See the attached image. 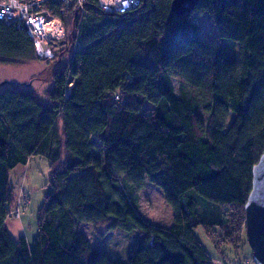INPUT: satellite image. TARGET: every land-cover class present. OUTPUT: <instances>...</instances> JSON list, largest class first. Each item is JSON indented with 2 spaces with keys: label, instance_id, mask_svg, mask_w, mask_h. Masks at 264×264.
I'll use <instances>...</instances> for the list:
<instances>
[{
  "label": "trees",
  "instance_id": "obj_1",
  "mask_svg": "<svg viewBox=\"0 0 264 264\" xmlns=\"http://www.w3.org/2000/svg\"><path fill=\"white\" fill-rule=\"evenodd\" d=\"M170 3L108 13L88 0L78 26L71 6L65 45L51 58L0 20V64H56L42 92L0 90V264H124L91 245L84 223L136 230L126 264H213L200 226L216 252L248 244L244 204L264 152V0H199L184 15ZM194 11L209 15L215 39L199 35ZM34 155L49 160L50 181L30 243L5 222L16 201L11 172ZM146 180L162 190L170 226L138 212Z\"/></svg>",
  "mask_w": 264,
  "mask_h": 264
},
{
  "label": "rangeland",
  "instance_id": "obj_2",
  "mask_svg": "<svg viewBox=\"0 0 264 264\" xmlns=\"http://www.w3.org/2000/svg\"><path fill=\"white\" fill-rule=\"evenodd\" d=\"M192 20L198 27V33L202 37L216 38V32L209 15L204 11H194ZM65 45L60 42L54 45L52 50L56 54ZM225 49L230 55H237L236 44L225 43ZM63 56V61L66 60ZM56 64L52 61L36 58L34 61L20 64H0V90L9 84L30 86L34 91L42 92L51 86L52 75ZM175 91L179 92L180 79L173 78ZM151 104L146 103L141 110L148 111ZM13 190L16 193L15 205L11 216L6 219V226L15 225L18 232L24 230L30 243L38 232V211L43 203L45 195L49 191V160L43 156L34 155L24 166H17L10 175ZM137 209L140 215L149 222L159 226H170L173 221L172 211L165 201L162 190L155 184L146 180L145 185L136 191ZM20 212L18 213V210ZM22 225V227H21ZM82 231L89 239L92 246L100 252L107 254L112 259H119L125 263V257L138 239L136 230L127 231L119 228L107 230L102 225L82 224ZM209 228L211 233L219 235L217 227ZM217 230V231H216ZM14 236L19 234L14 231ZM208 252L213 257V264H253L250 261L252 252L248 244L240 243L239 250L235 251L230 245H222L221 251L213 247L210 236L203 227L195 231ZM221 239V237H219Z\"/></svg>",
  "mask_w": 264,
  "mask_h": 264
},
{
  "label": "built area",
  "instance_id": "obj_3",
  "mask_svg": "<svg viewBox=\"0 0 264 264\" xmlns=\"http://www.w3.org/2000/svg\"><path fill=\"white\" fill-rule=\"evenodd\" d=\"M92 1L96 2L102 11L108 13L125 12L140 2V0ZM87 2L88 0H0V20L15 24L17 28L24 30L32 40L39 57L51 58L54 55L53 46L65 41L67 30L63 15L66 9L71 6L79 7L78 16L74 20L78 26L85 15ZM53 7L58 9L53 10ZM74 46L75 49L81 47L78 38L75 39Z\"/></svg>",
  "mask_w": 264,
  "mask_h": 264
},
{
  "label": "water",
  "instance_id": "obj_4",
  "mask_svg": "<svg viewBox=\"0 0 264 264\" xmlns=\"http://www.w3.org/2000/svg\"><path fill=\"white\" fill-rule=\"evenodd\" d=\"M198 2L199 0H171L170 7L175 14H190ZM244 212L245 233L253 264H264V152L252 168L251 189L244 204Z\"/></svg>",
  "mask_w": 264,
  "mask_h": 264
},
{
  "label": "crops",
  "instance_id": "obj_5",
  "mask_svg": "<svg viewBox=\"0 0 264 264\" xmlns=\"http://www.w3.org/2000/svg\"><path fill=\"white\" fill-rule=\"evenodd\" d=\"M30 160V159H29ZM28 160V161H29ZM5 226H6V222H5ZM7 227V226H6ZM21 227H22V225H21ZM8 228V230L10 231V233H11V235L13 236V237H17V236H14V232H13V230L14 231H16L19 235L20 234H24L25 235V233H24V230H23V227H22V230L21 231H19L18 232V229H17V227L15 226V225H13L12 227H7ZM26 236V235H25ZM28 240V239H27Z\"/></svg>",
  "mask_w": 264,
  "mask_h": 264
}]
</instances>
